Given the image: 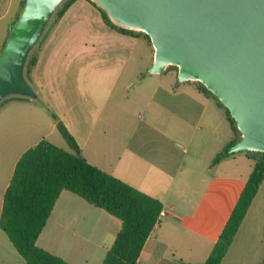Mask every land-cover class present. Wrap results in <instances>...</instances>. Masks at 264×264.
I'll list each match as a JSON object with an SVG mask.
<instances>
[{
  "label": "crops",
  "instance_id": "1",
  "mask_svg": "<svg viewBox=\"0 0 264 264\" xmlns=\"http://www.w3.org/2000/svg\"><path fill=\"white\" fill-rule=\"evenodd\" d=\"M23 2L0 0V50ZM152 60L146 39L111 27L92 3L69 5L35 48L28 76L39 100L11 96L0 103V214L26 149L47 139L72 151L59 120L89 163L161 202L164 214L136 264L206 260L253 161L239 151L213 162L234 137L225 110L192 81L179 82L175 71L165 70L173 75L166 82L165 74L148 73ZM260 186L220 264L237 243L251 252L242 264L264 263L257 244L264 237V207L255 204ZM120 227L117 217L62 190L36 244L71 264H101ZM0 264H28L1 228Z\"/></svg>",
  "mask_w": 264,
  "mask_h": 264
},
{
  "label": "water",
  "instance_id": "2",
  "mask_svg": "<svg viewBox=\"0 0 264 264\" xmlns=\"http://www.w3.org/2000/svg\"><path fill=\"white\" fill-rule=\"evenodd\" d=\"M64 1L24 0L0 50V103L39 100L27 63ZM91 1L113 24L149 36L148 73L174 65L179 82L199 81L220 100L241 132L228 152H264V0Z\"/></svg>",
  "mask_w": 264,
  "mask_h": 264
},
{
  "label": "trees",
  "instance_id": "3",
  "mask_svg": "<svg viewBox=\"0 0 264 264\" xmlns=\"http://www.w3.org/2000/svg\"><path fill=\"white\" fill-rule=\"evenodd\" d=\"M74 1L65 0L49 25L59 19ZM87 1L95 6L90 0ZM99 11L111 27L121 33L141 36L151 44L146 33L117 26L102 10ZM34 63L35 49L27 63L28 80L30 67ZM192 82L203 95L215 99L225 110L233 130L232 141L213 159V162H217L222 156L234 153L228 152V149L240 139L241 132L220 100L201 82ZM53 117L56 118L54 114ZM57 129L72 151L42 139L22 153L4 192L0 228L28 264H71L36 244L37 237L60 192L68 190L121 221V227L101 264H136L140 251L158 219L162 209L161 202L89 163L82 155L74 137L59 120ZM243 152L253 161L252 170L210 254L200 264H220L264 179V152L250 150Z\"/></svg>",
  "mask_w": 264,
  "mask_h": 264
},
{
  "label": "rangeland",
  "instance_id": "4",
  "mask_svg": "<svg viewBox=\"0 0 264 264\" xmlns=\"http://www.w3.org/2000/svg\"><path fill=\"white\" fill-rule=\"evenodd\" d=\"M95 7H98V6L95 4ZM52 24L49 25V26H47L44 34L47 33V31L52 26ZM148 52H149V48H148ZM139 53H140V51H139ZM167 70L175 71L177 73V68L175 66H169ZM162 74H165V75H162L163 76L162 77L163 82H166L167 80L173 79V75L170 73V71H166V72L164 71V72H162ZM185 82H190L189 84H190V86H192L191 81H185ZM62 142H63L65 148H68V143L66 142V140L64 139V137L62 139ZM237 152H239V151H237ZM255 200H256L255 201V204L256 205H259L260 208L264 207V180L261 183L260 189L258 191V194H257ZM244 241L246 243H248L246 246H252V244H255V243L252 242V240H250V241L247 242L246 239H245ZM239 242H241V240ZM257 244H258V246H260V248H259L260 249V254L259 255H260L261 259H262V257H264V237H262L260 235L259 240L257 241ZM255 246H257V245H255ZM237 255H239V260L236 261V262H234V259L237 257ZM250 255H251V252H249L248 249H244V247L238 246V243H237L235 245V247H233L231 249V251H229V253H228V255H227L226 259H225V263L224 264H242V262L244 261V259L247 260V258H249ZM245 264H247V263L245 262Z\"/></svg>",
  "mask_w": 264,
  "mask_h": 264
},
{
  "label": "built area",
  "instance_id": "5",
  "mask_svg": "<svg viewBox=\"0 0 264 264\" xmlns=\"http://www.w3.org/2000/svg\"><path fill=\"white\" fill-rule=\"evenodd\" d=\"M162 214H164V212H163V211H160L159 216L162 215ZM156 222H157V221H156Z\"/></svg>",
  "mask_w": 264,
  "mask_h": 264
}]
</instances>
